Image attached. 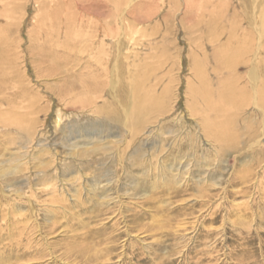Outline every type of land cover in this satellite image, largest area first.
I'll return each instance as SVG.
<instances>
[{"label": "rangeland", "instance_id": "374dc122", "mask_svg": "<svg viewBox=\"0 0 264 264\" xmlns=\"http://www.w3.org/2000/svg\"><path fill=\"white\" fill-rule=\"evenodd\" d=\"M219 1L212 0L208 12L220 7ZM68 2L0 0V143L23 140V134L35 130L36 140L52 143L49 148L56 152L59 163L74 165L104 155L105 166L96 173L114 174L113 178L121 180L128 177L130 184L118 186L121 181L113 182L117 189L121 188L118 192L112 187L115 190L111 194L119 195L120 201L103 205L105 216H97L100 206L91 194L83 199V203L89 201L87 204L71 207L64 217L60 212L56 232L48 236V245L43 242L41 248L50 247L57 254L55 248L62 246L65 236L78 233L85 237L83 243L95 258L102 256V261L108 254L103 250L112 238L116 239L117 251L125 254L117 262L115 253L114 259L107 261L110 264L120 260V264H264V152L259 154V146H253L250 139L252 130H262L261 115L252 109L249 88L244 104L239 109L223 105L226 112L218 114V120L213 119L217 117L215 112L201 114L195 93L203 79L216 102L215 109H221V75L213 72L215 61L210 54L223 41L221 30H227L228 17L232 15L224 13L221 17L210 12L190 16L182 13V0H166L163 10L150 20L141 10L131 23L120 13L124 7L121 2L117 12L103 18L113 30L111 36L103 37L94 35L102 18L79 13L74 10V1ZM57 9L71 10L72 15L79 13L85 24L78 33L70 35L68 42L55 45L49 39ZM88 24L94 27L91 35L84 31ZM103 38L105 44L101 42ZM240 81L247 86L246 78ZM226 96L232 98L231 94ZM125 114L127 125L122 130L124 125L119 118ZM105 115L110 119L101 123ZM199 115L204 116L211 129L215 120L226 130L225 147H210L214 140L199 127ZM86 118L94 122L83 124ZM225 118L236 122L225 126ZM135 127L141 130L138 138L132 135ZM71 128L73 132L69 131ZM96 129L109 136L87 142L79 137ZM83 148L85 153L80 152ZM91 148L99 150L91 155ZM129 157L137 163L144 162L152 176L142 178L141 171L134 167L133 171H126L125 160ZM39 161L40 157L28 156L22 161L24 164L18 163L25 167L22 172L13 176L0 172V257L7 261H13L18 252L6 245L9 237L18 234L19 220L23 219L19 210L30 209L32 201L39 208L42 201L33 188L39 182L34 168ZM159 162L167 165L166 169L179 164L188 181L180 187L174 171L160 170L159 175L153 169ZM1 164L16 162L11 159ZM70 166L66 165V169ZM96 168L91 162L83 172ZM23 172L31 178L28 183L20 178ZM75 174L65 173L62 178ZM17 187L21 189L16 190ZM208 198L213 199L207 201ZM235 199L246 204L233 205L231 201ZM41 218L38 221L43 225ZM43 228L33 234L40 243L45 241L42 235L50 230ZM123 243L124 248L120 246ZM100 260L82 258L79 264H97ZM7 261L0 264H10Z\"/></svg>", "mask_w": 264, "mask_h": 264}, {"label": "bare ground", "instance_id": "6f19581e", "mask_svg": "<svg viewBox=\"0 0 264 264\" xmlns=\"http://www.w3.org/2000/svg\"><path fill=\"white\" fill-rule=\"evenodd\" d=\"M68 1L69 2L74 1L73 4L75 7L74 8L75 11H78L79 13L83 12V13H88V14H94L95 17L102 18L101 20L102 23L97 24V28L95 29L96 34L94 35L100 34L101 36L106 37V36H109L113 32V30L109 22H107V20L105 19L103 20V18L111 16L113 13L117 12V8L121 4V2H124L123 3L124 7L120 11L121 15H125V18H129V20H131V23H132L134 22L133 19L136 18L135 16H136L137 11L139 12L141 10L142 11L144 10L145 11V12L143 11L144 15L146 17L149 16L147 20H150V18L154 17L156 14H159L165 7L164 1L166 0H123V1L122 0H72V1L68 0ZM170 1H175V0H170ZM182 3L185 4L184 10H183L184 12L182 11V13H187L190 16L195 15L197 17L203 16L205 14H210L211 11L208 12V8H210L211 5H213L212 0H182ZM219 3H221V6L215 9L214 11H212L211 14L212 13L217 14V15L221 14V17L224 16L222 15L224 13L225 15L226 13H230V15H232V17H228L229 23H228L227 30L226 31L221 30L222 35H224L223 41H221L220 44L217 47H215V49H213L210 54L211 57L215 61V64L212 68L214 70L213 72L221 75L220 89L218 90L219 97H220L218 101L222 103L221 105H219L221 109L219 108L215 109L216 102L212 101L211 96H210L211 95L210 90L208 87L206 90V86L204 84L203 79L202 80L200 79L197 84V87H195L196 99L198 100V103L201 106V111H202L201 114H203L204 111H212L213 113L215 112L216 115L215 114L214 115L217 117L213 116L214 117L213 119L216 120L219 115L221 114L224 115V113L226 112L224 107L226 108L229 107L232 109H239L242 106V104H244L245 102V99H244L246 98L245 94H247V89L249 88L250 90L249 96L251 97V103L253 105L252 109L254 112H257V113L259 112L258 114L261 115L262 124H263L262 130L259 133L256 132L255 130H252L250 132V139H252L253 141L252 143L253 146H259V149L256 151L259 154H262L264 152V146H263L264 144H261L262 137L264 136V0H222V1L220 0ZM178 6L176 5V8H179ZM70 11L71 10L59 11L57 9L58 13L56 14V16L52 17L53 20L50 25L51 36L49 39L51 44L56 45V44L66 43L68 42L70 35L78 33L79 29H83V25L85 24V22L82 18H80V14L78 13L77 15L76 14L72 15V14H69ZM114 17L116 18V16ZM238 17H241L242 20H238L237 19ZM219 19H220V16H219ZM84 29H85L84 30L85 34L87 33L91 35V33H93L92 30L94 29V27L88 24L87 28L84 27ZM101 42L105 44L106 42L105 38H103ZM224 72L226 73V75L223 74ZM243 77L246 78L247 80V86L242 84L240 81ZM243 93H244V96L242 95ZM228 94L229 95L231 94L232 98L231 96L227 98L226 95ZM223 105L225 106L223 107ZM222 107L224 108V111ZM199 116H200L199 117L200 123L199 124L197 123V124L204 131V134L207 137H210V139L212 138L214 140L211 142L210 147H212V149L215 146H218L219 148L225 147V145L227 144V139H228L227 137L228 135H226V130H223L221 128L222 126L220 127V125L217 123V121L215 122V120H212V125L214 127L211 129L210 128L211 126L209 127V124L207 120L204 118V116L203 115L202 116L199 115ZM101 119L102 120L100 122L102 123L105 120H109L110 117L108 115H105ZM119 119H120L122 126L124 125L123 127H121V129L125 130L126 129L125 126L127 125L126 114L124 117L121 116V118ZM129 120L130 119L128 117V121ZM85 121L86 122H84L83 124L94 122L91 118H88V119L86 118ZM235 122H236V119L230 120V119L225 118L223 124L227 126L226 124L228 123L234 124ZM89 126L90 125L84 126V127H89ZM63 130L65 132L66 129H63ZM69 131L73 132L74 130L72 129ZM132 131H133L132 135L134 134L136 137L140 135L139 133L141 132V130L137 129L136 127ZM86 133L87 134L79 136L80 138L85 140V142H87L89 139L94 138V137L97 139H103L109 136V133L102 134V131H100L99 129H96L95 131L93 130V132H90V133L89 132H86ZM35 135H36L35 130L33 132L32 130H28V132L25 133V135L23 134L24 136L23 140L19 139V141L14 142V143H9V142L0 143V172L2 171L1 173L4 176H7L8 174L13 176L14 175L13 173L22 172L25 169V167H21L18 163L21 162L22 164H24L25 162L24 163L22 162L24 158L28 156L34 157V158L40 157V161L34 165V168H37L36 170L37 174L35 173L36 175L35 179L37 180V182L38 181L39 182L36 183L35 184L36 187L33 186V188H34V191L37 192V194L42 199V201L39 204L40 205L39 208L36 207L35 202L32 201V207L30 209L25 210V212L22 211L23 209L19 210L18 213L21 214L23 219L21 221L19 220L20 226H19L18 234H16V236L9 237L7 241V245H6V246L13 247L14 249L18 250V252H16V256L13 261H7L2 256L0 257V261H3V262L7 261V263L9 262L10 264L13 262H14L13 264H52L53 262L55 263L57 262L59 264H72L73 262V264L75 263L79 264V262L83 258L84 260L87 259V261L89 259H92L97 262L102 258V256L101 258H95V254L89 251L88 249L89 246L85 245L86 242L85 244L83 243L85 237H81L82 235L78 236L79 235L78 233L77 235H75L74 233L67 234V236H65L66 239L63 242L62 246L55 248L57 254L54 253L53 251L54 249H49L50 247L48 246H47L48 249L46 248L44 250L45 247L43 246L44 248H41V244L44 242V244L48 245V239H49L48 236L56 232L57 229L55 228V226L56 224H59L57 215L60 214L61 212L62 213L61 216L64 217L68 212H70V209L72 208L76 209L78 207H81L84 203H86V202L83 203L84 197H88L86 194L88 195L91 194L92 198L95 197L94 201L98 199L96 203H98L100 207L96 206V208L97 207L99 208L97 209L98 210L97 216L107 215L106 213L107 211H105L106 209L104 208L105 210H103L101 209V207L103 205H107V204L111 205L114 202L120 201L119 195H112L113 193L111 194V191L113 190L112 187L117 189V187L122 184L123 185L130 184L128 183V177L121 180L118 177L113 178L114 174L101 175L99 172L96 173V170L101 169L105 166V162L103 163V161L106 160V157L104 155H102L98 159L92 158V160L91 159L86 160L85 162H79L78 164H74V165L70 162L59 163L56 152H54V150L51 148L52 143H47V142L42 143L41 140H36L37 136ZM49 145L51 146L50 148H49ZM104 147L107 148V146H104ZM98 150H99L98 148H93V149L91 148L90 154L92 155V152H95ZM8 151H14V152L10 153ZM80 152L85 153V148H83V150H81ZM179 156L181 158L183 157L182 154H180ZM2 158H5V159L2 160ZM11 159H13V161H15L16 164H11V165L1 164L3 161L9 162ZM121 160L123 161V159ZM125 161H126V167H125L126 171L128 172L133 171L132 168L134 167V168H137V170L139 169V171H141L140 176H142V178L150 176V175L152 176L150 172V168L148 169L146 165H144V162L137 163L131 157L127 158V160ZM91 162L93 164L95 163L97 168L95 170H91L87 174L84 173L83 168L87 164H90ZM162 163L161 162L156 163V166L153 168L157 172H159V175L164 173L163 172L164 169L166 172L174 171L173 176L174 178H176V180L178 179L177 183H179L180 187L181 185H183L184 182L188 181L187 178L182 176L184 175V172H182L179 164H174V165L172 164L170 165L169 169H166L167 165H164ZM68 164L71 166L66 169V165ZM160 170L162 173L160 172ZM74 171L76 172V174L75 176H72V178H64V177L62 178V176L65 175V173L67 175V173L71 174ZM190 173L192 172L190 171ZM205 177L206 176H204V178ZM20 178L26 183H28L31 180L30 176L26 175V173L24 172L22 173V175H20ZM120 181H121V184H119L118 186L113 185V182L115 183V182H120ZM141 187H142L141 185H138V188H141ZM120 188H118L117 190L115 189L114 190L119 192ZM17 189L19 190L21 188L17 187L16 190ZM129 189L125 190L126 194L129 192ZM129 194L130 193H128V195ZM206 196H210V195L209 194L207 195V192H206ZM244 196L245 195H243V197ZM34 197H38V196L35 194ZM100 197L102 201L99 200ZM211 199L208 198L207 201H211ZM236 200L237 199L231 201L233 205L241 206L242 204H246L245 201L238 202ZM88 202L89 201H87V203ZM138 203L140 204V202ZM248 206L250 205L248 204ZM92 207H94L93 204H92ZM229 207L231 206L229 205ZM128 208H130V206H128ZM107 210H109V208H107ZM94 211H92V213ZM124 211L125 210H123L122 212ZM118 212H120V209ZM94 213L96 214V211ZM90 214L88 212V215ZM39 216L42 217L41 219L45 221L43 225H41L42 223L40 224V222L38 221ZM100 218H104V217H100ZM30 226H32L33 228H30ZM43 226L44 228L49 227L50 230L48 231L47 229L48 232L42 235L45 241H41L40 243L39 242L40 240L36 239V237L33 234H35V230H37L38 228L40 230V227H43ZM96 227H98V225H96L95 228ZM54 228L56 230H54ZM68 231H66V233ZM11 234H13V232H11ZM109 237L110 236H108L107 238ZM87 242H88V239H87ZM125 245L126 244L123 243L120 246L124 248ZM117 246H118L117 240L112 238L111 242L109 241L107 247H105V249L103 250L104 253L106 252L108 253L107 256L103 258V259H106V261L100 260V262H98L97 264H110L111 262L108 263L107 261L109 260L112 261V259H114V256H116L115 253L118 254L117 262L119 258L123 260V256L125 252L123 250L117 251ZM121 260L119 261L118 264L121 263Z\"/></svg>", "mask_w": 264, "mask_h": 264}]
</instances>
